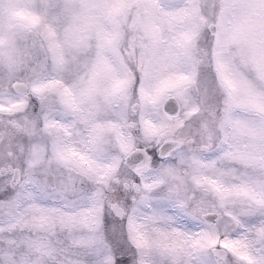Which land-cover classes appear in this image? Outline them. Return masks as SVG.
<instances>
[{"label":"snow or ice","instance_id":"obj_1","mask_svg":"<svg viewBox=\"0 0 264 264\" xmlns=\"http://www.w3.org/2000/svg\"><path fill=\"white\" fill-rule=\"evenodd\" d=\"M0 264H264V0H0Z\"/></svg>","mask_w":264,"mask_h":264}]
</instances>
